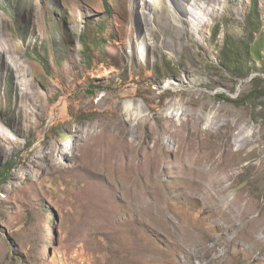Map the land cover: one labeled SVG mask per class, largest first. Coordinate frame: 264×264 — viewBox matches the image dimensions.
I'll return each mask as SVG.
<instances>
[{
    "label": "rangeland",
    "instance_id": "rangeland-1",
    "mask_svg": "<svg viewBox=\"0 0 264 264\" xmlns=\"http://www.w3.org/2000/svg\"><path fill=\"white\" fill-rule=\"evenodd\" d=\"M140 1L0 0V264H264V0Z\"/></svg>",
    "mask_w": 264,
    "mask_h": 264
},
{
    "label": "bare ground",
    "instance_id": "bare-ground-1",
    "mask_svg": "<svg viewBox=\"0 0 264 264\" xmlns=\"http://www.w3.org/2000/svg\"><path fill=\"white\" fill-rule=\"evenodd\" d=\"M172 2L176 8L177 19L181 22H183V20L185 19L186 14L191 12L189 8L190 5H195V6L198 5L200 7L203 6L202 4H206L207 6H210L214 12H216L218 9V3H216V5L215 3H213L215 2V0H172ZM133 4L136 13L138 12V16L136 17V21L134 23L136 29V35L138 36L144 30V25L143 22L141 21V14L143 8H142V2L140 0H133ZM143 7L149 11H152L153 13L156 12V10L151 7L150 3H143ZM164 17L167 18L166 16ZM173 31L182 35L184 29L183 26H177V28H174Z\"/></svg>",
    "mask_w": 264,
    "mask_h": 264
},
{
    "label": "trees",
    "instance_id": "trees-1",
    "mask_svg": "<svg viewBox=\"0 0 264 264\" xmlns=\"http://www.w3.org/2000/svg\"><path fill=\"white\" fill-rule=\"evenodd\" d=\"M229 37H227L228 39ZM225 44L228 45V40L225 41ZM225 47V45H224ZM222 55V59L225 60V62L227 64H229V66L232 68V69H237L238 72L236 73V75L239 77V78H246L248 77L251 72L250 71H246L245 68H243L245 65H242V64H239L238 62V58L236 56L235 53L233 52H224L223 54H220ZM249 95H245V98H248Z\"/></svg>",
    "mask_w": 264,
    "mask_h": 264
}]
</instances>
